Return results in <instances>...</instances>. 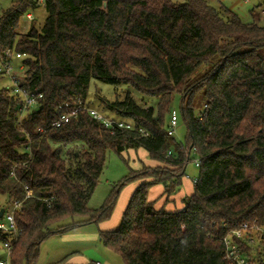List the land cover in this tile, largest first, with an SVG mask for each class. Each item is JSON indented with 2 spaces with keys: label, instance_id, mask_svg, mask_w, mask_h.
<instances>
[{
  "label": "trees",
  "instance_id": "1",
  "mask_svg": "<svg viewBox=\"0 0 264 264\" xmlns=\"http://www.w3.org/2000/svg\"><path fill=\"white\" fill-rule=\"evenodd\" d=\"M42 2L48 15L40 30H20L35 0H17L0 18V51L26 54V88L42 94L20 120L22 99L0 88V206L24 200L11 264H38L41 244L76 224L63 220L107 217L112 201L100 210L89 207L107 151L121 155L139 147L157 165L139 172L148 180L134 191L120 227L99 232L103 244L126 264H229L222 241L229 230L244 223L264 228V25L258 9L245 22L214 0ZM92 80L131 86L156 102L144 107L131 91L115 100L96 95L101 112L136 127L112 133L83 108L93 107L86 101ZM177 94L185 142L167 130ZM75 109L76 117L53 126ZM192 155L200 158L192 194L180 210L158 209L149 189L162 183L163 194L172 195ZM27 189L33 191L28 197ZM5 239L0 231V243ZM70 257L54 264H70Z\"/></svg>",
  "mask_w": 264,
  "mask_h": 264
},
{
  "label": "rangeland",
  "instance_id": "2",
  "mask_svg": "<svg viewBox=\"0 0 264 264\" xmlns=\"http://www.w3.org/2000/svg\"><path fill=\"white\" fill-rule=\"evenodd\" d=\"M17 0H0V18ZM37 1L35 7L29 8L28 12L33 13L34 19L28 20L25 16L21 20L20 30L22 33L28 31L32 26L41 29L48 15L46 7L42 0ZM223 3L233 9L245 22H252V9H258L260 13V22L264 25V0H214L213 4ZM6 79H0V88L8 85ZM131 91L137 102L144 107L155 104V101L143 97L139 92L128 85H119L117 87L92 80L89 88V95L86 101L90 102L96 109H102L96 95L103 96L109 100L116 98L122 99L127 92ZM172 108L180 111L181 95H175L172 102ZM99 107V108H98ZM101 111V110H100ZM108 116L116 117L113 112L104 110ZM186 125L183 121L175 132V138L179 142H185ZM195 155L186 165V175L182 184L170 195H164L165 187L162 183L155 184L149 189L148 198L156 200V207L163 208L166 211H177L182 209L184 199L192 194L194 190V181L199 176V167L194 162ZM157 165L150 156L148 150L144 147L130 148L121 155L114 150H108L106 154V164L101 174L100 181L93 192L89 207L100 210L109 201H112V207L109 215L98 222H87L84 217L68 218L60 224H74L66 232L56 234L45 240L40 246L38 264H54L62 260L65 256H78L81 254L89 259V262H99L100 264H126L121 255L106 247L100 236L101 230H115L120 227L125 209L132 197L134 191L143 181L148 180L138 175L145 167ZM0 257H4L2 244L0 243Z\"/></svg>",
  "mask_w": 264,
  "mask_h": 264
},
{
  "label": "built area",
  "instance_id": "3",
  "mask_svg": "<svg viewBox=\"0 0 264 264\" xmlns=\"http://www.w3.org/2000/svg\"><path fill=\"white\" fill-rule=\"evenodd\" d=\"M28 20H33L34 15L28 12L26 15ZM26 54L16 51L14 48H7L0 51V77L6 79L9 84L5 87L13 94L22 99V106L20 112V120L33 106L38 104V99L42 97V94H34L27 90L25 78V64L23 59ZM94 118L102 122L112 133L116 131H130L136 129L135 124L128 120L114 119L107 116L100 110L83 106ZM79 113V109H75L68 113H64L58 118L53 126H60L61 124L68 122L72 117H76ZM202 119V116H200ZM179 125V112L176 109H172L169 113L168 134L175 135L176 129ZM140 132L145 130L140 127ZM196 165H200V158L194 159ZM197 179V178H196ZM195 179V180H196ZM33 191L27 189V197L32 195ZM24 200H15L8 203L5 207L0 206V210L4 209L2 216H0V231L6 235V239L1 243L2 249L5 251V256L0 257V264H11V250L14 241L20 233L16 221V213L21 210ZM242 240L241 242H238ZM225 245V260L229 264H260L264 263V228L258 225H250L244 223L238 227L232 228L222 239ZM252 247L254 250L248 251L243 247L242 242Z\"/></svg>",
  "mask_w": 264,
  "mask_h": 264
},
{
  "label": "crops",
  "instance_id": "4",
  "mask_svg": "<svg viewBox=\"0 0 264 264\" xmlns=\"http://www.w3.org/2000/svg\"><path fill=\"white\" fill-rule=\"evenodd\" d=\"M184 206V205H183ZM3 250V249H2ZM4 251V250H3ZM4 256H5V251H4ZM66 257V256H65ZM63 257V258H65ZM62 258V259H63ZM70 264H87L89 262V259L86 256H83L82 253L78 254V256H71L69 261ZM98 264H100L99 262H96Z\"/></svg>",
  "mask_w": 264,
  "mask_h": 264
},
{
  "label": "water",
  "instance_id": "5",
  "mask_svg": "<svg viewBox=\"0 0 264 264\" xmlns=\"http://www.w3.org/2000/svg\"><path fill=\"white\" fill-rule=\"evenodd\" d=\"M3 212H4V209H1L0 210V216H2Z\"/></svg>",
  "mask_w": 264,
  "mask_h": 264
}]
</instances>
